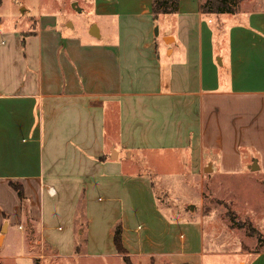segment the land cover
Instances as JSON below:
<instances>
[{"label":"crops","instance_id":"1","mask_svg":"<svg viewBox=\"0 0 264 264\" xmlns=\"http://www.w3.org/2000/svg\"><path fill=\"white\" fill-rule=\"evenodd\" d=\"M72 2L96 20L86 34L68 21L62 31L48 11L24 39L0 30V252L16 229L24 255L0 253V264L32 261L40 246L125 264L117 227L129 264H216L205 260L203 221L166 212L153 177L159 165L174 164L175 176L202 166L203 116L216 102L264 106V10L205 15L202 0L155 19L153 0H62L60 9ZM9 183L21 185L22 204ZM237 263L264 264V248Z\"/></svg>","mask_w":264,"mask_h":264},{"label":"rangeland","instance_id":"2","mask_svg":"<svg viewBox=\"0 0 264 264\" xmlns=\"http://www.w3.org/2000/svg\"><path fill=\"white\" fill-rule=\"evenodd\" d=\"M61 1L2 0L0 30L18 33L24 39L23 34L30 32L34 22L48 11L59 14L58 23L62 31L69 32L67 23H64L68 21L74 31L83 34L89 32L92 22H96L91 18V13L84 7H81V13L75 12L71 6L73 2L61 10ZM253 10H264V0H238L236 13ZM156 28L159 30L156 40L163 47L162 27L155 25L153 30ZM6 35L4 42L13 44V40H16L18 51L24 53L22 39ZM245 100H233L227 107L220 105L227 102L220 101L218 109L216 102L211 119L209 117L214 106L204 113L210 134L207 136L208 146L206 143L204 145L202 166L198 170L190 174L188 167L184 170L186 175L181 173L175 176L172 174L174 164L159 165V174L153 177L157 201L166 212L179 221L182 218L203 221L205 260H214L216 264H232L234 260V264H238V260L243 262L244 254L264 248V243L257 242V234L264 238L258 228L264 221V106L260 101ZM244 103L248 107L241 115L240 108L245 106ZM237 143L241 147L233 152L232 146ZM254 164L258 169L251 171ZM208 166L204 172L203 169ZM247 224L251 229L247 228ZM10 236L9 244L0 253L24 257L19 232L14 229ZM35 250L41 254L38 253L39 256L32 261L17 260V264H123L116 257L108 255L62 259L45 253L42 246Z\"/></svg>","mask_w":264,"mask_h":264},{"label":"trees","instance_id":"3","mask_svg":"<svg viewBox=\"0 0 264 264\" xmlns=\"http://www.w3.org/2000/svg\"><path fill=\"white\" fill-rule=\"evenodd\" d=\"M179 1L180 0H153L151 10L154 19L162 14L175 13ZM237 5L238 0H202L200 10L205 15L235 14ZM8 185L17 194V197L22 204L24 202V197L21 185L18 183H9ZM247 228L251 229L249 224H247ZM257 242L258 244L264 243V238H262L259 234H257ZM113 243L118 254L123 256L125 264H129L126 253L121 247L119 227L115 230Z\"/></svg>","mask_w":264,"mask_h":264},{"label":"water","instance_id":"4","mask_svg":"<svg viewBox=\"0 0 264 264\" xmlns=\"http://www.w3.org/2000/svg\"><path fill=\"white\" fill-rule=\"evenodd\" d=\"M75 6V4H73L72 5V7H74ZM207 168H209V167H207ZM207 168L204 170L205 172L207 171ZM258 169V167L254 164V165H252V167H251V171H255V170H257Z\"/></svg>","mask_w":264,"mask_h":264}]
</instances>
